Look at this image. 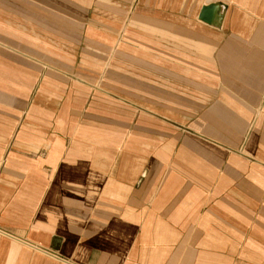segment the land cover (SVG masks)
<instances>
[{
	"label": "crops",
	"instance_id": "1",
	"mask_svg": "<svg viewBox=\"0 0 264 264\" xmlns=\"http://www.w3.org/2000/svg\"><path fill=\"white\" fill-rule=\"evenodd\" d=\"M0 264H264V0H0Z\"/></svg>",
	"mask_w": 264,
	"mask_h": 264
},
{
	"label": "water",
	"instance_id": "2",
	"mask_svg": "<svg viewBox=\"0 0 264 264\" xmlns=\"http://www.w3.org/2000/svg\"><path fill=\"white\" fill-rule=\"evenodd\" d=\"M212 9H213V5H208V6L203 7L200 17L207 21L210 20L211 18L210 12L212 11Z\"/></svg>",
	"mask_w": 264,
	"mask_h": 264
},
{
	"label": "bare ground",
	"instance_id": "3",
	"mask_svg": "<svg viewBox=\"0 0 264 264\" xmlns=\"http://www.w3.org/2000/svg\"><path fill=\"white\" fill-rule=\"evenodd\" d=\"M210 13H211V17H212V20H213V18L218 14V6H217V4L213 5V9H212V11Z\"/></svg>",
	"mask_w": 264,
	"mask_h": 264
}]
</instances>
